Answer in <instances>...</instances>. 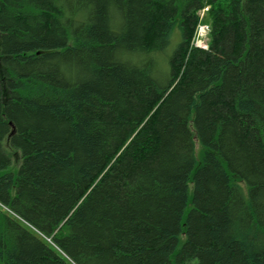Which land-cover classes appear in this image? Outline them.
Listing matches in <instances>:
<instances>
[{
  "label": "trees",
  "instance_id": "1",
  "mask_svg": "<svg viewBox=\"0 0 264 264\" xmlns=\"http://www.w3.org/2000/svg\"><path fill=\"white\" fill-rule=\"evenodd\" d=\"M0 264H264V0H0Z\"/></svg>",
  "mask_w": 264,
  "mask_h": 264
},
{
  "label": "built area",
  "instance_id": "2",
  "mask_svg": "<svg viewBox=\"0 0 264 264\" xmlns=\"http://www.w3.org/2000/svg\"><path fill=\"white\" fill-rule=\"evenodd\" d=\"M207 7L202 9L199 14L201 16V19L206 14ZM210 31V25L207 24L206 22L200 21L196 27L195 34L192 39V45L201 47L204 49H208L209 47V39H208V33Z\"/></svg>",
  "mask_w": 264,
  "mask_h": 264
},
{
  "label": "rangeland",
  "instance_id": "3",
  "mask_svg": "<svg viewBox=\"0 0 264 264\" xmlns=\"http://www.w3.org/2000/svg\"><path fill=\"white\" fill-rule=\"evenodd\" d=\"M207 23V22H206ZM208 24V23H207ZM175 36H176V38H177V41H179L180 40V35H179V33L177 32L176 34H175ZM208 39H209V36H208ZM177 43V42H176ZM17 159H14V162L16 161ZM18 161V160H17ZM13 167H14V169H16L17 167H18V165H16V164H13ZM184 239H185V235L183 234V235H181V237H180V244H179V247H181L182 246V244H183V242H184Z\"/></svg>",
  "mask_w": 264,
  "mask_h": 264
},
{
  "label": "bare ground",
  "instance_id": "4",
  "mask_svg": "<svg viewBox=\"0 0 264 264\" xmlns=\"http://www.w3.org/2000/svg\"><path fill=\"white\" fill-rule=\"evenodd\" d=\"M207 7V10H206V13H207V11L209 10V6H206ZM194 47H197V46H194ZM199 48H201V47H199ZM202 49H204V48H202Z\"/></svg>",
  "mask_w": 264,
  "mask_h": 264
}]
</instances>
